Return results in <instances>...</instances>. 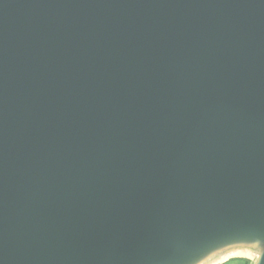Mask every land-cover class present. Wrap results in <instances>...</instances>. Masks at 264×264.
I'll return each instance as SVG.
<instances>
[{
	"label": "water",
	"instance_id": "obj_1",
	"mask_svg": "<svg viewBox=\"0 0 264 264\" xmlns=\"http://www.w3.org/2000/svg\"><path fill=\"white\" fill-rule=\"evenodd\" d=\"M235 239L264 264V0H0V264Z\"/></svg>",
	"mask_w": 264,
	"mask_h": 264
},
{
	"label": "bare ground",
	"instance_id": "obj_2",
	"mask_svg": "<svg viewBox=\"0 0 264 264\" xmlns=\"http://www.w3.org/2000/svg\"><path fill=\"white\" fill-rule=\"evenodd\" d=\"M261 244H256L255 240L249 242L246 239H235L218 246L204 255L194 264H217L226 261L230 257L246 256L251 257L252 262H256L260 253Z\"/></svg>",
	"mask_w": 264,
	"mask_h": 264
},
{
	"label": "rangeland",
	"instance_id": "obj_3",
	"mask_svg": "<svg viewBox=\"0 0 264 264\" xmlns=\"http://www.w3.org/2000/svg\"><path fill=\"white\" fill-rule=\"evenodd\" d=\"M251 257L246 256H235L230 257L227 261H225L222 264H253Z\"/></svg>",
	"mask_w": 264,
	"mask_h": 264
}]
</instances>
